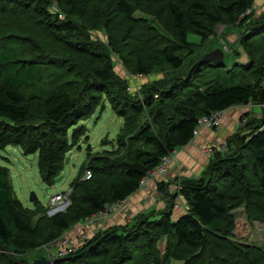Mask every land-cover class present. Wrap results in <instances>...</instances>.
<instances>
[{
  "label": "trees",
  "instance_id": "16d2710c",
  "mask_svg": "<svg viewBox=\"0 0 264 264\" xmlns=\"http://www.w3.org/2000/svg\"><path fill=\"white\" fill-rule=\"evenodd\" d=\"M254 2L0 0L2 151L14 147L25 156L36 155L39 177L50 188L70 151L88 142L83 122L97 108L110 104L122 121L115 149L89 157L69 186L70 205L50 217L44 231L46 208L38 201L32 209L24 207L15 197L9 169L0 166V249L23 257L48 245L137 192L162 158L193 139L200 118L264 105V56H258L264 52L258 38L264 34V13L255 18ZM9 3L27 12L32 7V12L9 11ZM123 23L128 25L121 32ZM220 24L242 30L238 45L248 62L226 69L229 49L222 64L194 65L205 54L195 52ZM91 28L108 31L107 46L90 38ZM189 34L199 36V44L188 41ZM116 59L131 77L159 78L132 88L116 74ZM240 119L246 121H240L204 173L180 181L178 195L186 203L181 217L173 219L165 210L136 216L122 227L97 231L54 264H264V249L234 235L238 213L249 224L264 223V122ZM85 170L91 172L89 180H82ZM158 190L168 193L165 183ZM164 237L162 253L157 241ZM17 260L0 254V264Z\"/></svg>",
  "mask_w": 264,
  "mask_h": 264
},
{
  "label": "rangeland",
  "instance_id": "374dc122",
  "mask_svg": "<svg viewBox=\"0 0 264 264\" xmlns=\"http://www.w3.org/2000/svg\"><path fill=\"white\" fill-rule=\"evenodd\" d=\"M8 7L10 8L9 11H11L12 9L16 11H23L26 14L27 13L31 14L32 12V7L27 12V10L23 8L21 5L19 6V4L16 7L14 3H9ZM253 11L255 14V18H259V16L262 13H264V0H255ZM15 20L16 19H13L12 22H14ZM3 21L6 22L4 19ZM18 21L23 23V20H20V19H17L15 23H17ZM111 24H113V22ZM126 25L128 24L127 23L122 24L120 28L121 32L124 30V27ZM87 31H88V34L90 35V38L93 41H97L96 42L97 45L102 46L103 48L107 46L106 41L108 37L107 35L108 31H104L102 29L96 30L94 28H91L90 30H87ZM242 34H243L242 30H240L237 27L220 24L217 26L213 36L210 37V39L207 42H205L198 49V51L195 52L194 55L199 56L201 54H204V53L206 54L215 49H221L223 52H229V49H230V53L227 54V56L228 55L229 56H228V59L226 60L227 61L226 69L228 70L232 69V66L235 65L237 62L241 64H246L245 62H248L247 55L244 53L242 48L238 45V41L241 38ZM258 38H263L262 41L264 44V34L262 35V37H258ZM187 39L188 41L192 43H196V45L199 44L200 42V37L195 34H189L187 36ZM231 50H233V52H231ZM258 56H264V52L259 53ZM66 58H68L70 62H73L72 58L70 57H66ZM190 58L187 59V62L185 65L186 68L189 66L190 62L192 61ZM113 64H114V70L116 74L123 79L129 80V84L132 86V88L138 89L139 87L147 85L148 83H151L153 80H157L159 78L157 76L131 77L126 74L125 69L122 67L120 62L117 61V59L115 63ZM158 74H160V76H163L164 73H158ZM39 90L40 89H36V92H39ZM105 99L107 100V98ZM101 103L102 102H100V104ZM31 109L33 110L34 108H31ZM254 110H255L254 112H256L257 109L255 108ZM222 117H224V113L221 114V122H222ZM83 123L87 128L86 135L89 137L88 142L81 141L78 145L80 146V149H78V146H77V147H74L70 151V153L67 155V156H70L69 162L68 164L64 165L63 171L60 174V176L62 177L61 181L57 184H54L50 188L49 186H46L45 184H43V182L41 181L39 177L36 155L25 156L19 148H14V147H8L4 151L0 149V165L5 166L9 169L11 183L13 186L15 197L22 203L24 207L34 208L35 203H31L30 201L31 195L34 194V196L37 198V201L46 208L44 210V214L46 215L47 219L44 220L40 226L43 229V231L49 227V226L47 227L48 225L47 220L50 217L55 215V213L49 214V208H47V204H48L50 196L56 193H59V192H67L69 190L70 184L77 177L78 171L82 170L81 167L86 166V164H88L89 157H96V156L102 155V153L105 150L113 151V149H115V143H116L115 140L117 138V134L121 127L122 121L116 116V114H114L112 108L110 107V104L105 103V106L101 105L99 108H97L96 113L94 114V116H92L91 119ZM105 137L108 138V141H110L107 147L102 145V142L105 139ZM223 144L224 142H221L218 145L216 144L213 148L211 147L207 148L205 149V153L207 154V156L210 154L212 157L216 152H223L224 150V148H222ZM170 166H169V169H170ZM47 188H48V191H45ZM166 191L168 192L167 195L160 194L158 187H157V189L154 190L153 201L151 203H147L148 205H146L147 211L144 213H140L139 215L138 214L135 215L134 217H132V219L135 218L136 216L138 217V216L145 215L148 213H153L154 215H157L158 212L164 211V210L165 211H171V210L172 211L173 210L185 211L186 203L181 197L176 196L177 195L176 187H173L172 190L167 189ZM69 200H70V197H69ZM69 205L70 203L67 204L65 207H63L62 209H60L59 212L57 213H63L68 208ZM141 207H144L143 203H141ZM124 210L126 211V209L124 208L117 209L116 211L112 210L113 213H111V215L117 212H120V211H124ZM42 215L43 213L36 216L35 222L40 217L42 218ZM108 218L102 224L99 225L100 226L99 229H104V228L106 229L107 227H109L108 225L105 226ZM140 218H143V217H140ZM238 219L239 220L237 221V228L234 234L235 238L237 240H240V241H243L248 244H252V245H255L257 247L264 249V223L255 221L249 224L246 221H244L245 218L242 213H238ZM124 225L125 224H120L118 226L122 227ZM66 237L70 240L71 243H73L74 245H78L79 240H78L77 232L74 236H71L69 232L67 233ZM91 237L92 235L90 234L88 239H90ZM157 242H158L157 246L160 247V250L162 249L161 251L162 253H164L163 250L165 249V246L167 245L166 238L164 237V239H160ZM2 253H4L6 256L17 258L18 260L24 259L30 263L42 257L46 259H51V260H57L60 258L56 255L54 256V252L48 251V249L45 246L37 250L31 251L23 257H18L13 252H5L4 250L0 249V254L2 255ZM176 263L177 262H173L172 264H176Z\"/></svg>",
  "mask_w": 264,
  "mask_h": 264
},
{
  "label": "crops",
  "instance_id": "0c3cea01",
  "mask_svg": "<svg viewBox=\"0 0 264 264\" xmlns=\"http://www.w3.org/2000/svg\"><path fill=\"white\" fill-rule=\"evenodd\" d=\"M255 108L257 109L256 112H254ZM223 113L224 117H222V122L217 129L203 128L197 137L193 138L187 145L177 149L173 153V161L168 172L164 176L155 175L147 182L144 189L138 190L124 200L125 203L123 208L126 209V211L124 210L112 214L110 218H108L105 226L126 224L135 215L146 212V205L153 201L154 190L157 189L160 183H165L166 190H172L180 181L199 178L206 170L209 160L211 159V155L209 154L207 156L205 149L210 147L213 148L216 144L218 145L221 142H225L236 133L240 127V118L242 116L247 117L248 121L254 119L256 121H261V123L264 122V105L249 104L246 106H237ZM141 203L144 204V207H141ZM183 213L184 211L182 210H171L173 219H178ZM99 230L102 229L98 228V231ZM77 231L78 230H75L74 227L69 232L71 236H74Z\"/></svg>",
  "mask_w": 264,
  "mask_h": 264
},
{
  "label": "built area",
  "instance_id": "2783aa9c",
  "mask_svg": "<svg viewBox=\"0 0 264 264\" xmlns=\"http://www.w3.org/2000/svg\"><path fill=\"white\" fill-rule=\"evenodd\" d=\"M222 113L223 112H215L209 116H204L200 118L197 121V125L193 131V138L196 137L203 128L217 129L221 124ZM245 121H246L245 119H241V123H244ZM222 148H224V144L222 145ZM172 159H173V154H169L168 156L162 158L160 164L154 170L148 172V174L142 178V180L139 182L138 190L144 189L145 186L147 185V182L150 179H152L155 175L164 176L169 170V166L173 161ZM90 178H91V172L89 170H85L82 180H89ZM179 189L180 186L178 183L176 186L177 197H180L178 195ZM69 197H70V190H68L67 192H59L50 196L47 204V208H49V214H54V213L56 214L57 212H59L60 209L65 207L67 204H69L70 203ZM123 203L124 201L108 205L104 208V210L98 212L95 215H92L89 218H86L83 222L78 224L75 227V230H78L77 231L78 240H79L78 245H74L66 237L67 233L69 232L68 231L64 235L59 237L57 240L49 243L45 247L48 249V251L54 252V256L56 255L58 257H63L64 255L71 253L76 248L84 245L89 240L88 239L89 235L91 234L93 236L98 231V228L100 227L99 225L102 224L108 217H110L113 211L123 208L124 205Z\"/></svg>",
  "mask_w": 264,
  "mask_h": 264
},
{
  "label": "water",
  "instance_id": "95a60500",
  "mask_svg": "<svg viewBox=\"0 0 264 264\" xmlns=\"http://www.w3.org/2000/svg\"><path fill=\"white\" fill-rule=\"evenodd\" d=\"M202 62H212V63H216V64H222L224 62V53L221 49H215L213 51H210L206 54L203 55V57L201 58V60L197 63H195L194 65L200 64ZM70 159V156H67L65 158V165L68 164ZM62 177H58L55 179V184L59 183L61 181ZM48 191V188L45 190ZM30 201L31 203H36L37 202V198L34 196V194L31 195L30 197ZM56 262V260H51V259H46L44 257L34 260L33 262H27L24 259H19L16 261V264H54Z\"/></svg>",
  "mask_w": 264,
  "mask_h": 264
},
{
  "label": "bare ground",
  "instance_id": "6f19581e",
  "mask_svg": "<svg viewBox=\"0 0 264 264\" xmlns=\"http://www.w3.org/2000/svg\"><path fill=\"white\" fill-rule=\"evenodd\" d=\"M189 83V82H188ZM186 85V84H185Z\"/></svg>",
  "mask_w": 264,
  "mask_h": 264
}]
</instances>
